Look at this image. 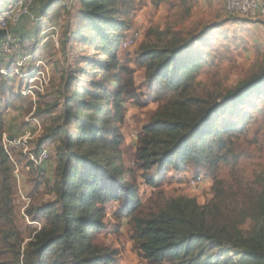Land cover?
<instances>
[{
	"label": "trees",
	"instance_id": "16d2710c",
	"mask_svg": "<svg viewBox=\"0 0 264 264\" xmlns=\"http://www.w3.org/2000/svg\"><path fill=\"white\" fill-rule=\"evenodd\" d=\"M58 2L46 5L40 17L47 21L57 19L61 11ZM134 2L79 0L78 18L84 23L78 25L76 34L80 43L91 39L96 40L94 44L100 42L98 50L103 59L95 60L92 67V71L98 69L95 74L100 81L86 79L92 73L71 76L60 91L61 108L46 135L56 141L54 197L39 206L38 213L45 223L23 247L11 227V161L3 147L4 124L0 116V223L6 226L0 239L10 258L0 264H109L113 257L99 248L94 238L104 228L105 205L119 199L125 203L138 247L150 261L264 264V184L260 191L249 189L248 193L215 187L214 197L203 205L194 198L160 193L154 206L141 212L138 186L130 170L124 169L120 155L123 135L119 124L124 113L121 103L130 91L116 71L108 74L116 70L121 47V23L114 16L129 12ZM3 3L5 0H0V5ZM186 47L176 44L148 48L142 57L149 80L161 82L178 94L163 110L155 112L144 127L138 160L145 171L166 165L180 169L189 161L216 166L218 154L230 144L236 126L231 121L220 126L216 121L237 104H244L245 98L264 100V72L233 91H226L219 101L188 93L187 85L193 81L200 63L191 55H179ZM36 52L32 51V59L37 57ZM10 60L6 75L15 77L16 59ZM93 61L88 60L86 65ZM103 61L108 64L101 65ZM85 79L88 83L83 82ZM113 85L114 89H110ZM147 184L157 186L152 178H147ZM216 184L220 182L215 181ZM248 220L252 232L241 228ZM232 251L238 259L231 257Z\"/></svg>",
	"mask_w": 264,
	"mask_h": 264
},
{
	"label": "rangeland",
	"instance_id": "374dc122",
	"mask_svg": "<svg viewBox=\"0 0 264 264\" xmlns=\"http://www.w3.org/2000/svg\"><path fill=\"white\" fill-rule=\"evenodd\" d=\"M53 1L33 0L28 13L12 27L15 50L19 52L12 56L0 53V69L6 67L11 58L22 57L26 49L32 48L33 52L36 49L38 53L15 77L0 73V116L4 134L10 138H20L25 133L30 136L13 151L18 166L16 175L14 165L9 163L11 227L17 232L21 247L45 223L38 213L39 206L54 197L56 141L47 139L46 135L61 108L60 91L71 76L84 77L92 73L95 76L88 75L86 79L100 81L95 74L98 69L92 71V67L95 60L103 59L98 50L100 42L94 44L93 39L79 42L77 28L84 23L78 18L79 0H57L61 5L60 16L52 21L44 20L40 13ZM4 5H0V10ZM114 19L121 23V47L116 70L108 74L116 71L130 91L121 103L124 113L119 124L123 135L120 155L124 169L130 170L138 186L141 212L153 207L160 193L166 197L194 198L203 205L214 197L215 187L243 193H248L249 189L260 191L264 184V100L245 98L244 104H237L232 112L228 111L216 121L220 126L236 123L230 144L219 152L216 166L189 161L180 169L166 165L164 170L154 166L145 171L138 160V151L144 127L152 115L178 95L161 82L149 80L147 67L142 63L144 51L164 45L177 44L181 48L188 45L179 55H191L200 63L198 71L192 73L193 81L187 85L188 93L219 101L226 91H233L264 72V18L250 20L229 15L224 9V0H135L129 12L120 13ZM204 29L209 30L204 32ZM79 33L87 35L86 31ZM130 40L132 43L124 46V42ZM91 59L94 60L92 65H86ZM106 63L108 61H103L101 65ZM31 77H34L32 81ZM114 85L110 89H114ZM23 87L29 90L26 94L20 93ZM40 146L48 148L50 159L37 168L31 165L28 153ZM147 178L154 179L157 186L148 185ZM215 181L220 184L215 185ZM251 224L248 220L241 228L252 232ZM4 229L5 224L0 223V235ZM94 243L113 257L109 264H171L167 260L150 261L143 256L123 199L105 205L104 228L95 236ZM230 255L239 257L233 251ZM9 259L0 239V262Z\"/></svg>",
	"mask_w": 264,
	"mask_h": 264
},
{
	"label": "built area",
	"instance_id": "2783aa9c",
	"mask_svg": "<svg viewBox=\"0 0 264 264\" xmlns=\"http://www.w3.org/2000/svg\"><path fill=\"white\" fill-rule=\"evenodd\" d=\"M33 0H5V5L0 10V29H5V36L0 38V53L3 55H13L14 52H19V49L15 50L16 38L13 35L12 27H16L20 18L27 14L31 2ZM224 9L229 15L240 16L250 20H258L264 18V0H224ZM133 40V39H132ZM132 40L124 42V46L132 43ZM21 42V41H20ZM32 48L26 49V52L22 57L16 59V73H19V69L23 65H27L32 61ZM32 70V69H31ZM30 71H27L29 74ZM0 73L6 74L5 67L0 69ZM26 73V74H27ZM25 74V75H26ZM34 77H31V81ZM31 87V86H28ZM28 89L21 88L20 93L26 94ZM29 134L25 133L20 138H10L3 134V147L6 155L10 159L13 167V173L18 172V166L14 159L13 151L15 148L24 144L25 140L29 138ZM28 158L31 165L34 167H42L50 159V151L47 147L41 146L35 151L28 153Z\"/></svg>",
	"mask_w": 264,
	"mask_h": 264
},
{
	"label": "water",
	"instance_id": "95a60500",
	"mask_svg": "<svg viewBox=\"0 0 264 264\" xmlns=\"http://www.w3.org/2000/svg\"><path fill=\"white\" fill-rule=\"evenodd\" d=\"M5 34H6L5 29H0V38L5 36Z\"/></svg>",
	"mask_w": 264,
	"mask_h": 264
}]
</instances>
